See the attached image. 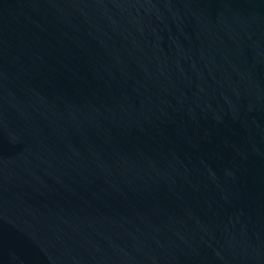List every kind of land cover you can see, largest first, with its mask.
Returning a JSON list of instances; mask_svg holds the SVG:
<instances>
[{
  "label": "water",
  "instance_id": "obj_1",
  "mask_svg": "<svg viewBox=\"0 0 264 264\" xmlns=\"http://www.w3.org/2000/svg\"><path fill=\"white\" fill-rule=\"evenodd\" d=\"M0 264H264V0H0Z\"/></svg>",
  "mask_w": 264,
  "mask_h": 264
}]
</instances>
